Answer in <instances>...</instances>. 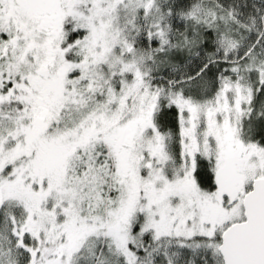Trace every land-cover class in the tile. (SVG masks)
<instances>
[{
	"label": "snow or ice",
	"instance_id": "snow-or-ice-1",
	"mask_svg": "<svg viewBox=\"0 0 264 264\" xmlns=\"http://www.w3.org/2000/svg\"><path fill=\"white\" fill-rule=\"evenodd\" d=\"M0 264H264V0H0Z\"/></svg>",
	"mask_w": 264,
	"mask_h": 264
}]
</instances>
